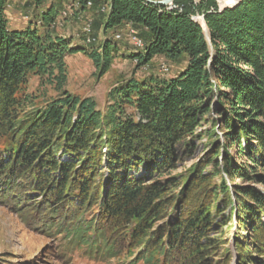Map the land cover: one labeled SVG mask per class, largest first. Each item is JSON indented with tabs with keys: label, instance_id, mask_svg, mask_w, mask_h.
<instances>
[{
	"label": "trees",
	"instance_id": "1",
	"mask_svg": "<svg viewBox=\"0 0 264 264\" xmlns=\"http://www.w3.org/2000/svg\"><path fill=\"white\" fill-rule=\"evenodd\" d=\"M9 2L0 0V206L87 257L116 258L126 244L124 264H213L222 244L214 226L230 220L245 232L238 264H264V0L222 9L174 0L181 10L168 13L145 0H70L77 12L88 3L95 11L92 39L136 29L143 51L127 57L137 66L155 57L186 63L168 79L117 82L103 111L67 91L65 59L85 54L100 78L115 45L87 50L52 30L63 0H25L24 10L44 9L10 28ZM31 76L54 92L41 105L26 91ZM211 113L199 162L171 175L175 149L191 152Z\"/></svg>",
	"mask_w": 264,
	"mask_h": 264
},
{
	"label": "rangeland",
	"instance_id": "2",
	"mask_svg": "<svg viewBox=\"0 0 264 264\" xmlns=\"http://www.w3.org/2000/svg\"><path fill=\"white\" fill-rule=\"evenodd\" d=\"M236 1L226 7L233 6ZM24 2L25 0H15L14 4H9L6 17L10 28H24L29 21L38 20L39 13L44 9V7H41L36 12H33L32 9L24 10ZM215 2L219 5L216 0ZM89 7L87 6L85 12H77L76 8L71 6L70 0H63L62 8L55 19L52 30L69 39L72 45H79L87 50L98 46L101 40L107 39L115 45L116 54L107 73L100 78L95 76V68L85 54L78 52L67 56L65 59L68 74L66 89L69 93L79 97H92L98 108L103 111L107 104L106 95L117 82L130 78L141 81L150 76L168 79L177 75L176 73L180 72V69H184L185 62L175 63L163 57H156L146 66H137L135 61L127 57L131 54L128 51L131 50L137 53L143 51V49L137 48L130 41L127 34L130 25L126 29H123V25L120 28L110 30L107 34H103L99 30L97 38L93 37L95 41L87 45L84 41L83 29L87 24L92 23L96 15L95 11L89 10ZM99 12L101 11L99 10ZM101 13L104 14L105 11ZM34 15L35 17H33ZM90 27L92 30V24ZM134 30L139 37L138 31ZM118 33L121 34L120 39L115 38ZM162 64H165L168 68L161 67ZM26 91L37 97L36 104L38 105L54 96V92L48 86H39V79L36 76L29 77ZM212 116H214L213 113L206 120L200 122L197 129L200 136L195 140V147L191 152L186 153L181 149V146L175 149L178 160L171 175H183L199 162L210 141L205 132L211 127L209 122ZM233 183L239 184L240 181L236 179ZM227 185H230L228 181ZM255 185L260 188L258 184ZM262 189L264 190V188ZM218 202L217 205L222 207L220 200ZM230 215V206L222 209V217L229 219ZM20 217L8 208L0 206V264H124L125 261L127 263L130 260L128 257L132 249L126 244L123 248V254L119 257L107 258L102 255L87 257L82 254L80 249L66 244V241L60 235L36 230L33 228L31 221L26 222L24 216ZM214 235L218 237L222 244L213 258V264H238L236 244L238 241L243 243L245 232L239 231L232 221L228 220L225 226H214ZM134 252H136V249L133 250ZM227 255H230L229 261L225 258ZM137 264L142 263L138 262Z\"/></svg>",
	"mask_w": 264,
	"mask_h": 264
},
{
	"label": "bare ground",
	"instance_id": "3",
	"mask_svg": "<svg viewBox=\"0 0 264 264\" xmlns=\"http://www.w3.org/2000/svg\"><path fill=\"white\" fill-rule=\"evenodd\" d=\"M145 1L150 2L151 0H145ZM216 1L218 2L219 6L221 5L219 7L221 9H222V6H223V8H225L226 6L232 5L235 2V0H216ZM89 5L90 4L88 3V6ZM162 9H163V11H165L167 13L170 12V11H173V10H175V11L176 10H181V8H178L176 6H170L169 4L163 5ZM107 10H108L107 6H104V7L101 8V12H104V11L106 12ZM191 19L194 20V21H197V22L199 21V19L202 20V22L201 21H199V22L204 26V24H203V16L202 15H199V14L191 15ZM127 31H128L127 34L129 36V39L132 42V44H134L137 48L143 49L144 43L141 40V38H139L136 35V33H135L136 31L133 28H130ZM83 34H84V37H85L84 41H85L86 44H89V43L92 42V40H94V39L91 38V27H90V25L87 24L86 27H84ZM115 38L116 39H120L121 38V34H119V33L116 34Z\"/></svg>",
	"mask_w": 264,
	"mask_h": 264
},
{
	"label": "water",
	"instance_id": "4",
	"mask_svg": "<svg viewBox=\"0 0 264 264\" xmlns=\"http://www.w3.org/2000/svg\"><path fill=\"white\" fill-rule=\"evenodd\" d=\"M171 1H174V0H160V1H150L151 3H153V4H156V5H166V4H168L169 2H171ZM203 24H204V21H203Z\"/></svg>",
	"mask_w": 264,
	"mask_h": 264
},
{
	"label": "crops",
	"instance_id": "5",
	"mask_svg": "<svg viewBox=\"0 0 264 264\" xmlns=\"http://www.w3.org/2000/svg\"><path fill=\"white\" fill-rule=\"evenodd\" d=\"M14 3H15V0H10V2H9V4H14ZM128 26H129V24H125V25L123 26V29H124V28L126 29ZM128 52H130V53H136V52L131 51V50L128 51ZM155 58H156V57H155ZM155 58H154V59H155ZM154 59H153V60H154ZM153 60H152V61H153ZM184 65H185V64H184ZM181 70H182V69H180V71H181ZM177 73H178V72H177ZM177 73H176V74H177Z\"/></svg>",
	"mask_w": 264,
	"mask_h": 264
},
{
	"label": "built area",
	"instance_id": "6",
	"mask_svg": "<svg viewBox=\"0 0 264 264\" xmlns=\"http://www.w3.org/2000/svg\"><path fill=\"white\" fill-rule=\"evenodd\" d=\"M168 4H169L170 6H176V7L180 8L179 6H177V5L174 3V1H171V2H169ZM218 7H220V6L218 5ZM199 21L202 22V20H200V19H199ZM161 67H167V68H168V66H165V64H162Z\"/></svg>",
	"mask_w": 264,
	"mask_h": 264
}]
</instances>
